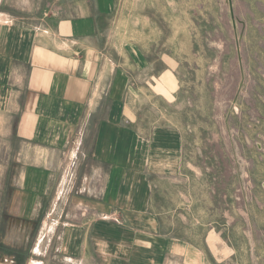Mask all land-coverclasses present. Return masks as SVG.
Segmentation results:
<instances>
[{
  "label": "crops",
  "instance_id": "0c3cea01",
  "mask_svg": "<svg viewBox=\"0 0 264 264\" xmlns=\"http://www.w3.org/2000/svg\"><path fill=\"white\" fill-rule=\"evenodd\" d=\"M119 1L0 0V264L178 255L152 200L182 139L145 113L177 79L107 34Z\"/></svg>",
  "mask_w": 264,
  "mask_h": 264
},
{
  "label": "rangeland",
  "instance_id": "374dc122",
  "mask_svg": "<svg viewBox=\"0 0 264 264\" xmlns=\"http://www.w3.org/2000/svg\"><path fill=\"white\" fill-rule=\"evenodd\" d=\"M105 25L176 75L145 107L182 139L153 183L166 264H264V0H120Z\"/></svg>",
  "mask_w": 264,
  "mask_h": 264
}]
</instances>
